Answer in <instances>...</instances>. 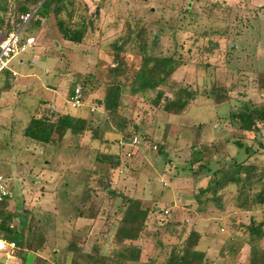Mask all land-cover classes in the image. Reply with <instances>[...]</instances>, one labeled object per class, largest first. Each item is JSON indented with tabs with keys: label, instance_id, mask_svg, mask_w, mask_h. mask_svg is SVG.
I'll return each mask as SVG.
<instances>
[{
	"label": "rangeland",
	"instance_id": "obj_1",
	"mask_svg": "<svg viewBox=\"0 0 264 264\" xmlns=\"http://www.w3.org/2000/svg\"><path fill=\"white\" fill-rule=\"evenodd\" d=\"M75 3V19L81 11L90 21L83 43L62 40L54 17H50L41 31L32 34L34 44L14 60L17 75H13L11 89L0 91L3 142L0 173L13 185L14 201L11 199L10 209L21 203L19 213L24 221L18 223L14 219L13 225L25 228L30 218L24 211L32 212L44 239L39 254L50 259L54 251L59 264H72L76 254L81 260V252L67 251L71 242L78 244L84 254L98 252L121 257L125 244H114L113 235L121 218L122 202L121 197L111 198L99 183L105 179L101 169L104 166L95 163L97 151L101 150L119 157V164L110 170L109 188L124 196L140 198L144 207H158V212L150 210L146 223L147 231H158V237H140L135 243L142 248V260L156 250L153 247L157 251L167 250L177 241L174 233H170L173 228L186 234L191 229L199 231L198 248L205 251L210 264H247L249 246L244 242L243 228L233 225L247 224L251 215L261 221L264 207L254 213L236 211L232 205L236 190L230 186L224 192L222 207L209 202L206 210L199 212L194 196L207 185L209 177L196 180L187 164L194 144L206 152L218 149L219 153L211 158L213 161L220 157L224 161L232 157L249 163L264 161V143L261 147L254 145L252 133L241 130L229 116L245 101H264L258 88V74L264 72V0H75ZM187 3L191 5L189 12H185ZM213 3L219 7L212 12L209 9L208 14L203 7ZM83 5L88 7L85 12ZM170 5L176 11H171L176 26L161 34L159 50L161 54H171L176 43L182 65L169 84L159 89L165 97H172L181 84L197 90L191 105L177 116L168 115L152 104L156 91L135 94L131 91L132 73L140 64L135 33L147 22L165 21L168 16H163V6ZM149 8L152 15L147 13ZM172 29L175 42L170 40ZM130 30L134 32L132 36ZM154 30L158 28L154 26ZM26 32L27 29L21 30L20 36L26 37ZM117 42H124L122 55L127 65L115 77L126 84L120 99L122 112L151 141L141 145L137 134L127 142L112 122L104 134L106 141L102 142L93 138L90 131L77 137L67 132L48 145L26 140L22 130L29 117L46 109L85 116L100 130L105 128L108 111L98 101L103 99L105 85L111 79L112 45ZM77 74L90 75L93 87L85 96L84 106L74 109L68 98L71 88L81 85L75 82ZM213 82L227 89L228 100L224 104L216 105L205 96L204 91ZM259 127L264 135V121ZM237 139L248 146L253 144L259 151L245 153L233 143ZM157 145L164 146L167 156L158 154ZM33 177L38 179L31 182ZM86 189L91 191L92 198L85 202L84 209L93 217H76V208ZM39 241L35 238L34 245ZM259 242L264 248V236ZM228 252L230 255H226ZM0 264L25 263L15 251L9 255L0 251Z\"/></svg>",
	"mask_w": 264,
	"mask_h": 264
},
{
	"label": "trees",
	"instance_id": "obj_2",
	"mask_svg": "<svg viewBox=\"0 0 264 264\" xmlns=\"http://www.w3.org/2000/svg\"><path fill=\"white\" fill-rule=\"evenodd\" d=\"M75 5V0H0V42L11 32L17 31L24 23L22 16L29 14V19L21 29H27L26 37L41 31L40 29L44 21L50 17H54L62 40L71 44H82L85 34L90 27V21L87 19L86 14L81 11L78 18L75 19L77 15V7ZM83 6L84 12L87 11V5ZM216 7L218 8L219 5L213 3L211 6H204L203 9L208 13L210 12L209 9L212 12ZM190 10L191 5L187 3L185 12H189ZM171 11H175L172 5L168 7L163 6V16H168L165 21L147 22V25L145 24L136 31L135 38L138 45L137 54L140 56V64L135 69V73H132L131 91L134 94L140 91H156L152 99V104L160 107L168 115L177 116L183 114L189 105H191L192 101L196 98L197 90L193 89L191 85L181 84L175 88L172 97H165L164 92L159 89V86L169 84V79L182 65L180 60L181 55L178 49H176V43L173 45L174 51L171 54H161L162 51L159 50L161 34L167 29L175 28L176 26V21L173 17L174 15H171ZM147 13L152 15V9H147ZM154 26L158 28L157 31L154 30ZM133 33L130 30V36ZM174 33L173 30L170 34V40L172 42L176 41ZM155 36H157L156 39ZM123 44L124 42H117L112 45L114 66L109 68L111 79L105 85L103 99L101 102L98 101V104L101 103L100 105L108 111V120L103 130H100L99 126L89 122L85 116H76L74 113L71 114L68 111L59 113L46 109L38 116L33 114L29 117V120L22 130L23 137L36 144L48 145L56 138H63L67 132L77 137L90 131L93 138H99L100 142H102L106 141L104 134L110 128V123L112 122L114 127L123 134L125 141L131 142L132 138L138 134L141 145L145 142H150L151 137L145 135L140 127L131 122L130 117L122 112L124 107L120 99L126 84L125 81L118 80L115 77L127 68L125 56L123 57L122 55ZM207 46L209 45L207 44ZM133 69L134 67L130 68V70ZM13 78L14 76L11 71H3L0 75V91L10 90L13 85ZM75 82H79L81 85L76 84L75 87H72L69 92V97L73 94L74 89L80 86L82 100L84 102L85 96L93 87V81L90 75L85 74L82 76L77 74ZM258 88L264 94V72L258 74ZM204 93L216 105L224 104L228 100L227 89L225 86L220 85L219 82H213L211 87L205 90ZM229 116L231 121L237 122L241 130L252 133L251 139L254 145H259V147L263 146L264 135L259 124L264 121V101L261 103L245 101L236 110L231 111ZM233 143L240 149L243 148L245 153L254 154V152L259 151L254 148L253 144L249 146L244 144L242 139L234 140ZM212 146L215 147V144H212ZM2 147L3 142L0 141V150L3 149ZM157 147V152L160 156H167L163 145H157ZM191 147L192 156L187 164V169L190 170L192 175L197 176L196 180L201 176L209 177L207 185L201 188L194 196L198 204L199 212L202 213L206 210L209 202L222 207L224 192L230 186H235L236 190L232 197L233 209L236 211H250L254 213V211H259L264 207V161L249 163L246 159L237 161L233 157L229 158L228 161H224V158L220 157L217 160L222 161L218 163L216 159L214 161L211 159L214 157L213 155L219 153L218 149L212 153L206 152L204 149H201L202 147H197L195 144ZM216 162L219 164L218 167L214 165ZM95 163L99 166H104L101 169L104 170L105 179H100L99 183L107 190L108 195L111 198L121 197V218L114 232L113 242L117 245L125 244V249L120 252L121 257L119 258L117 256L100 255L98 252L84 254L78 244L71 242L67 251L81 252V256H79L81 260L78 261L76 254V258H73L72 264L211 263L208 261L205 251L198 248L201 239V233L199 231L191 229L186 234L184 230L177 232L173 228L170 229V233H174L177 241L167 247V250H164V248L163 250L157 251V248L153 247L156 250L150 252L146 259L142 260V248L135 243L140 237L150 238L149 236L152 235L158 237V231L151 232L147 231L146 228L150 210L158 212V207L156 205L149 208L144 207L140 198L124 196L109 188L107 180L110 176V170L116 168L119 164V157L116 154L104 153L98 150L95 156ZM33 178L30 180L31 182L34 181ZM7 182L10 188L13 187L9 181ZM86 188L88 189V187ZM87 189L81 194L80 205L76 208V217H93L91 213L84 209L85 202L92 198L91 191H87ZM12 200H6L0 203V238L15 243L13 251H15L17 256L22 258L24 263L31 256V264H59L57 263V253L54 251L51 252L50 259L39 254L43 250L44 239L43 235L35 226L32 212L24 211L30 218L26 225L27 228L18 229V227L13 225L14 219L18 223H22L23 219H21L19 213L22 206L21 203L15 204L14 210H11L9 204ZM164 212L168 213V211ZM233 227L243 228L242 233L245 235L244 242L249 246L247 264H264V248L259 242L264 236V218L261 221H257L254 215H251L247 224L238 222ZM26 229L28 230V234L25 232ZM35 238L40 240L38 245H34L33 243ZM228 254L230 255L229 252L226 255ZM233 261L235 262V260Z\"/></svg>",
	"mask_w": 264,
	"mask_h": 264
},
{
	"label": "built area",
	"instance_id": "obj_3",
	"mask_svg": "<svg viewBox=\"0 0 264 264\" xmlns=\"http://www.w3.org/2000/svg\"><path fill=\"white\" fill-rule=\"evenodd\" d=\"M30 15L22 16L24 23L27 22ZM20 29V28H19ZM11 32L8 36L0 42V75L3 71L9 70L12 75L16 76L17 72L13 69V62L17 60L19 55L30 48L34 42V36L23 37L20 36L21 30ZM68 102L71 108L79 109L84 106L81 95V87L74 89L73 94L69 97ZM8 179L0 173V203L13 198V192L7 184ZM15 243L0 238V251L6 252L8 255L13 252Z\"/></svg>",
	"mask_w": 264,
	"mask_h": 264
},
{
	"label": "water",
	"instance_id": "obj_4",
	"mask_svg": "<svg viewBox=\"0 0 264 264\" xmlns=\"http://www.w3.org/2000/svg\"><path fill=\"white\" fill-rule=\"evenodd\" d=\"M24 24H25V23H23V25L20 27L19 30L22 29V27L24 26ZM156 38H157V36H155V39H156ZM36 179H38V178H33V180H36ZM31 261H32V257L29 256V257L26 259L25 264H31Z\"/></svg>",
	"mask_w": 264,
	"mask_h": 264
},
{
	"label": "crops",
	"instance_id": "obj_5",
	"mask_svg": "<svg viewBox=\"0 0 264 264\" xmlns=\"http://www.w3.org/2000/svg\"><path fill=\"white\" fill-rule=\"evenodd\" d=\"M20 63L23 61L22 59L21 60H18Z\"/></svg>",
	"mask_w": 264,
	"mask_h": 264
}]
</instances>
